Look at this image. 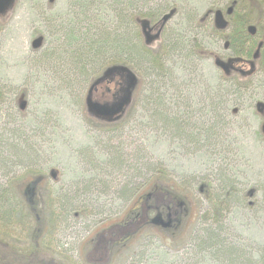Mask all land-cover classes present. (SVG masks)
I'll return each mask as SVG.
<instances>
[{
  "label": "rangeland",
  "instance_id": "1",
  "mask_svg": "<svg viewBox=\"0 0 264 264\" xmlns=\"http://www.w3.org/2000/svg\"><path fill=\"white\" fill-rule=\"evenodd\" d=\"M263 1L3 0L1 238L19 256L5 248L0 263L264 264V73L227 79L233 55L214 31L236 4L262 38ZM166 17L147 46L137 21ZM120 65L122 103L98 108L105 84L88 102ZM161 171L177 207L150 182ZM147 202L179 221L153 228Z\"/></svg>",
  "mask_w": 264,
  "mask_h": 264
},
{
  "label": "trees",
  "instance_id": "2",
  "mask_svg": "<svg viewBox=\"0 0 264 264\" xmlns=\"http://www.w3.org/2000/svg\"><path fill=\"white\" fill-rule=\"evenodd\" d=\"M3 2V0H0V3ZM250 2V1H249ZM253 0H251V3ZM236 4L234 6V9L232 10V13L228 14V19H225V24L223 27H220L219 25L215 26V33H218V36L223 40L224 43L227 44V49L232 53V59L226 63V66H230L231 63L235 64L234 69H230L229 67H225L222 69V72L224 75H226L227 79H232L234 82H240V81H246L248 79V74L245 72L246 67H243L246 64H249L251 66V71L256 70V68L259 67V70L264 73V36H261V33L258 31V27L253 26V22L250 21V13L246 12L247 7H245V11L241 12L240 10L235 9ZM260 10H261V15L264 16V1L263 3L260 4ZM231 11V10H229ZM229 13V12H228ZM151 18V17H150ZM164 18H161L160 21L157 22V26L155 28H158L156 33L153 35L150 33V35L146 34L145 28H149L150 23L147 21H141L140 19L137 21V24H140L142 26V36H144L145 43L147 46L151 45L152 42L157 41V38H160V34L162 32V29L165 26V23L170 20V18L166 21L163 22ZM153 20V19H152ZM156 20V19H154ZM155 22V21H154ZM145 26V27H144ZM154 29V28H153ZM225 31L228 32V37L225 38ZM217 65L221 66L219 62H216ZM242 65V66H241ZM222 67V66H221ZM243 67V68H242ZM110 71H115L117 74L122 76L126 81L128 80L127 77L124 75L127 74V70L124 69L123 66L120 65V67H114L112 69H109L108 72H106L102 78L99 80H102L107 73ZM117 75V76H119ZM128 75V74H127ZM119 76V77H120ZM130 81V80H129ZM98 83V82H97ZM132 90L130 91V96L127 100H125L123 107L127 109V107L131 104V98H132ZM124 109V110H125ZM123 113H119V111H115L112 113L111 116L107 117H100L97 118L98 122L106 123L111 125L112 122L118 121L122 118ZM114 119V120H112ZM109 121V122H107ZM163 171L159 172L156 177L152 178L150 180L153 181L155 180L156 182L154 184H157V194L162 195L165 197H169L171 200L172 205H176L178 202V198L180 197L179 194H177L176 189L172 188V185L170 184V180H166ZM38 184V181L33 183V186L29 188V190H25V197L27 201H30L32 199V196H34V188ZM35 185V187H34ZM155 194L154 196H158ZM11 194L6 193V201L10 199ZM186 197V196H183ZM148 204V205H147ZM147 214H145L148 219L151 217V225L155 229H159V227H162L166 230H169L172 228L171 223L178 222L180 219V212L178 215L174 214V211L171 210L170 206H154L150 205L147 202ZM177 207V205H176ZM36 209V207H35ZM0 213V245L4 248V252H1L2 255H0V262H6V257H9V255H14L16 258L19 256L18 255V250L15 247H12L11 245L6 244L5 240H3L4 235H6V230H8V225H9V220L12 218V213L8 211H3ZM34 209H32L33 211ZM10 211V210H9ZM37 218V216H36ZM139 217H136L132 219L133 221H137ZM174 219V220H173ZM37 222V221H36ZM39 223V222H38ZM41 224L39 226L40 230ZM11 250L9 255H7V250ZM10 259V258H9ZM1 264V263H0Z\"/></svg>",
  "mask_w": 264,
  "mask_h": 264
},
{
  "label": "flooded vegetation",
  "instance_id": "3",
  "mask_svg": "<svg viewBox=\"0 0 264 264\" xmlns=\"http://www.w3.org/2000/svg\"><path fill=\"white\" fill-rule=\"evenodd\" d=\"M216 22L219 25L218 19ZM157 30L158 28L156 29L155 28L154 29L145 28L147 35H150V33L151 34L156 33ZM246 65H244L243 67H245ZM226 67L227 68L229 67L230 69H234L235 64L231 63L230 66L227 65ZM117 75H119L117 74V72L110 71L109 73L106 74V76L102 80H99L98 83L93 84L91 90L89 91L90 94L87 99L88 102L91 101L90 95L91 96L93 94L98 95L100 86L105 84V87H104L105 92L102 98L100 99L95 98L96 99L95 103L97 104L98 108L105 110V109H111V108H115L119 106V104L122 103V100L126 97L127 93L129 92L128 90L129 80L126 81V79H124L122 76L119 75L120 76L119 77Z\"/></svg>",
  "mask_w": 264,
  "mask_h": 264
},
{
  "label": "water",
  "instance_id": "4",
  "mask_svg": "<svg viewBox=\"0 0 264 264\" xmlns=\"http://www.w3.org/2000/svg\"><path fill=\"white\" fill-rule=\"evenodd\" d=\"M169 19V17H166L163 19V22H166ZM156 29V28H155Z\"/></svg>",
  "mask_w": 264,
  "mask_h": 264
}]
</instances>
